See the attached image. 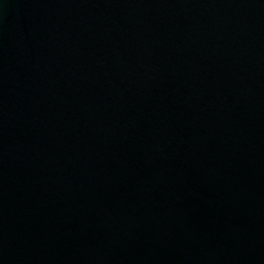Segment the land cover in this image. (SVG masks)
I'll return each mask as SVG.
<instances>
[{
    "label": "water",
    "instance_id": "water-1",
    "mask_svg": "<svg viewBox=\"0 0 264 264\" xmlns=\"http://www.w3.org/2000/svg\"><path fill=\"white\" fill-rule=\"evenodd\" d=\"M0 264H264V0H0Z\"/></svg>",
    "mask_w": 264,
    "mask_h": 264
}]
</instances>
